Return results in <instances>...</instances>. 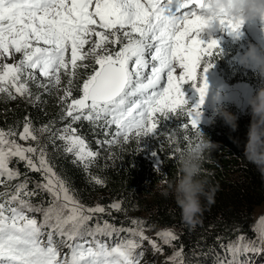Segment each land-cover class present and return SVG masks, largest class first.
Here are the masks:
<instances>
[{
	"label": "snow or ice",
	"instance_id": "snow-or-ice-1",
	"mask_svg": "<svg viewBox=\"0 0 264 264\" xmlns=\"http://www.w3.org/2000/svg\"><path fill=\"white\" fill-rule=\"evenodd\" d=\"M203 7V0H0V94L12 100L31 97L29 82L50 92L59 88L63 74L69 79L61 119L71 123L49 139L63 141L64 150L85 169L98 152L71 126L81 120L114 126L110 139L98 141L109 146L132 136L158 137L171 124L166 135L176 160L183 152L180 142L192 147L189 133L203 134L201 106L209 88L204 74L214 66L212 58L221 55L218 40L201 37L209 19L201 14ZM218 23L229 34H242L243 20L220 16ZM88 59L98 67L83 81L82 95L72 98L77 69L87 68L83 62ZM186 84L198 93L197 104L186 99ZM176 129L184 135L177 136ZM46 132L48 126L34 129L25 118L19 140L37 142L25 146L15 139V130L0 129V264H141L144 253L138 249L145 240L162 251L145 235L144 222L133 219V227L126 228L101 221L97 214L105 207L84 206L70 194L39 144L37 133ZM14 161L41 173L43 183L29 188L27 174L10 166ZM43 193L49 197L46 203L33 201ZM121 206L109 205L115 211ZM253 232L255 238L241 233L226 243L217 237L223 255L211 249L213 264H254L252 256L264 254V216ZM157 236L170 246L179 239L171 229ZM168 260L193 264L182 247Z\"/></svg>",
	"mask_w": 264,
	"mask_h": 264
},
{
	"label": "trees",
	"instance_id": "trees-1",
	"mask_svg": "<svg viewBox=\"0 0 264 264\" xmlns=\"http://www.w3.org/2000/svg\"><path fill=\"white\" fill-rule=\"evenodd\" d=\"M250 25L254 40L247 39L245 44L248 47H257L258 51L264 54V21H249L243 26ZM220 50L221 55L212 58L214 66L207 72L212 71L214 75L208 77L207 83H212L216 76L220 85L237 89L204 100L199 125L203 134L196 136L194 132L189 133L192 146L208 139L218 145L214 151L206 154L203 164V175L209 179L214 189L213 196L210 201H203V212L195 225H188L182 220L180 208L171 195H163L168 182L174 180L177 175V159L171 158L172 145L166 135L167 131L173 128L171 124L158 137L132 136L127 142L121 139L109 146L98 141L110 139L114 126L109 129L87 120L72 123L76 135L85 140L90 150L98 152L95 161L85 169L73 153L64 150L63 141L55 139L53 142L49 139L51 133L62 130L71 123L70 119H61L66 108L61 97L64 96L69 79L61 74L59 88H53L50 92L29 82L31 97L17 96L12 100L0 94V129H13L17 132L15 139L18 143L35 146L36 141L19 140V132L22 131L25 118L32 122L34 129L48 126L50 132L37 133L39 144L44 147L49 165L65 182L70 194L84 206L105 207V213L97 214L101 221L107 220L117 227L126 228L133 227V219L144 222L145 235L155 240L162 248V251L157 252L148 240L143 241L142 248L138 249L144 253L141 264H171L168 257L173 255L175 249L181 247L185 259H191L193 264H213L214 253L211 249L214 248L217 253L223 255L217 237L225 243L241 233L255 238L253 226L264 216L256 215L258 210L264 209V174L244 157L249 127L255 119L250 100L260 88H264V80L252 68H246L236 60L241 45L228 40ZM17 56L19 59V54ZM83 63L88 67L77 69L71 86L72 98L82 95L80 88L83 81L92 73L94 67H98L93 59ZM36 96H39V99H36ZM224 111L235 116L237 127L234 130L225 123L222 117ZM175 131L177 136L184 135L182 129ZM179 146L183 152L188 150L183 142H180ZM10 166L22 174H27L32 182L29 188H33L36 182L43 183L42 174L28 170L24 162L14 161ZM93 178H98L103 183L97 184ZM20 179L23 180L24 176ZM42 198L46 203L48 194L34 197L33 201L38 202ZM114 202H121L120 211L109 207ZM164 229L173 230L179 237L171 246L164 244L157 236V233Z\"/></svg>",
	"mask_w": 264,
	"mask_h": 264
},
{
	"label": "clouds",
	"instance_id": "clouds-1",
	"mask_svg": "<svg viewBox=\"0 0 264 264\" xmlns=\"http://www.w3.org/2000/svg\"><path fill=\"white\" fill-rule=\"evenodd\" d=\"M202 15L208 19L201 37H213L219 27L218 18L227 16L235 20L264 21V0H203ZM240 63L252 68L264 80V54L257 47L250 46ZM254 122L248 132V140L244 146V157L264 174V88H260L250 100ZM222 117L233 130L237 127L235 116L224 111ZM217 144L208 140L196 143L177 159V175L168 182L163 195H171L180 208L182 220L188 225H195L203 212V201H210L213 187L209 179L203 175V164L206 154L214 151Z\"/></svg>",
	"mask_w": 264,
	"mask_h": 264
},
{
	"label": "rangeland",
	"instance_id": "rangeland-1",
	"mask_svg": "<svg viewBox=\"0 0 264 264\" xmlns=\"http://www.w3.org/2000/svg\"><path fill=\"white\" fill-rule=\"evenodd\" d=\"M252 32V26H248L245 27L243 26L241 29V35L239 37H236L234 34H229V32L225 29H222L220 26L217 28L216 32L214 33L213 37H211V39H216L219 41V45L220 48H222L225 45V42H227L228 40H231L233 42L238 43L239 45H241V51L239 52L240 54L237 57V61L240 62L241 58L246 54V52L248 51L249 47L246 46L245 41L247 39H252L254 40V36L251 33ZM204 40H208L210 39L207 36L203 37ZM18 56L16 55L15 59L17 60ZM10 61L13 60H8L7 62L9 63ZM207 78V82H208V77L214 75V72L209 71L206 72L204 74ZM215 79L212 83L208 84L209 88H208V92L207 95L205 97V100H208L216 95H225L227 93L233 92L237 89V87H230V86H225V85H220L219 84V80L217 79L216 76H214ZM43 79V78H41ZM183 91L185 93V97L186 99L189 100V102L192 104L194 102H199V95L196 92V90L190 85V84H186L183 86ZM201 119H202V114H201ZM31 140H28V142H30ZM257 217L258 216H262L264 215V209L258 210L257 211Z\"/></svg>",
	"mask_w": 264,
	"mask_h": 264
}]
</instances>
